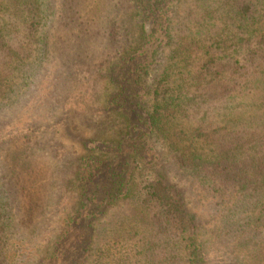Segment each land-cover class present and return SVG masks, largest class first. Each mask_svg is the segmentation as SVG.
<instances>
[{
    "label": "trees",
    "instance_id": "obj_1",
    "mask_svg": "<svg viewBox=\"0 0 264 264\" xmlns=\"http://www.w3.org/2000/svg\"><path fill=\"white\" fill-rule=\"evenodd\" d=\"M0 264H264V0H0Z\"/></svg>",
    "mask_w": 264,
    "mask_h": 264
}]
</instances>
